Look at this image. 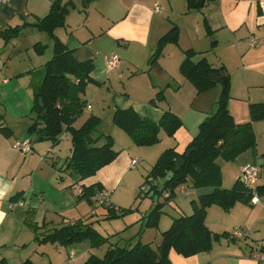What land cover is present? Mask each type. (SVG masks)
Returning <instances> with one entry per match:
<instances>
[{
  "label": "crops",
  "instance_id": "obj_1",
  "mask_svg": "<svg viewBox=\"0 0 264 264\" xmlns=\"http://www.w3.org/2000/svg\"><path fill=\"white\" fill-rule=\"evenodd\" d=\"M55 1L0 0V31L17 29V35L11 39L0 34V264H81L90 254H95L88 241L77 243L78 247L53 244L55 249L48 243L40 244L30 224L37 225L42 229L39 233L44 234L83 220L92 222L100 233L98 225H104L105 234H102L105 236L109 227L124 230L117 236L118 241L134 244L140 234L142 242L152 243L155 239L161 240V233L171 226L174 218L193 212L191 201L210 192L211 188H194L192 182L178 186L176 197L163 209L157 229L146 227L143 216L147 213L137 212L128 221L123 219V223L117 219L119 215L108 219L104 206L94 208L78 196L82 187L98 184L103 193L110 192L112 206L122 208L116 205L121 204L120 200L111 198L127 176L141 182L132 174L139 156L154 160L167 148L183 153L197 135L201 122L216 111L221 84L198 91L181 72L185 51L196 52L195 62L206 57L214 68L225 67L231 80L229 109L237 123L250 120V103L264 102V0H204L198 9L189 8L187 0H94L87 8H83L82 0H75L66 25L59 27L56 34L74 50L78 61L92 62L93 69L92 80L81 94L91 109L85 108L73 125L80 127L92 112H104V107L102 111L94 107L100 93L104 99L99 104L107 106L112 121L110 126H103L102 117L93 114L101 119V133L114 136L116 129L124 132L113 121L117 108L132 107L140 116L154 122H159L163 113L170 110L183 122L173 136L168 137L165 130H161L160 142L143 150L136 148L139 145L136 146L131 137L129 142L119 133L130 147L116 146L115 139L114 148L119 152L115 160L94 175L77 181L72 170L67 169L72 154L71 133L65 129L59 143L55 144L40 138L38 132L29 131L37 118L34 95L43 78L42 68L54 55L51 37L32 24L47 15ZM156 5L161 7L159 12L155 11ZM174 26L178 28L177 41L165 44L158 62L151 65L149 59L159 39ZM252 39L254 43L250 44ZM38 42L47 45L43 54H38L34 48ZM113 53L119 56V66L107 72L106 60ZM104 87L108 89L106 94ZM90 91L95 93L91 95ZM161 91L164 99L152 104L150 100ZM182 93L186 99L181 109L175 107L174 97ZM191 99L198 100V105L189 107ZM253 127L257 137L255 151L250 149L235 159L233 165L228 164L227 176L218 160L225 188H231L240 178L244 165L264 166V119L254 121ZM25 139L32 141L31 152L13 147L15 142ZM145 149L152 150L150 156ZM133 159L138 160L135 167L131 166ZM144 187L141 183L140 189ZM124 190L130 189L126 185ZM259 198L256 204L237 202L229 211L218 205L209 207L205 218L207 226L215 233L228 235L215 240L210 250L191 256L171 249L172 264H264L256 255L264 253V198ZM17 202L24 204L11 206ZM153 205L148 203L146 207ZM95 215L94 220L91 217ZM236 228L247 231L249 237L246 240L231 238L230 233ZM109 246L121 245L118 242Z\"/></svg>",
  "mask_w": 264,
  "mask_h": 264
},
{
  "label": "trees",
  "instance_id": "obj_2",
  "mask_svg": "<svg viewBox=\"0 0 264 264\" xmlns=\"http://www.w3.org/2000/svg\"><path fill=\"white\" fill-rule=\"evenodd\" d=\"M92 1L94 0H82L83 8H87ZM187 3L189 8L198 9L203 6L204 0H187ZM73 7L75 0H57L51 5L47 15L38 18L32 24L51 37L54 55L42 68L43 78L34 95L37 118L29 131H36L40 134V138L52 140L57 144L61 134L65 129L68 130L72 135V154L67 169H71L79 181L94 175L99 169L110 164L119 152L114 148L113 136L100 132V117L92 114L80 127L73 125L87 108L81 94L85 93L87 84L92 80L93 69L92 62L78 61L74 50L69 49L56 34L59 27L66 25L67 15ZM177 29L176 26L172 27L159 39L157 49L149 59L151 65L158 62L165 44L177 41ZM0 34L5 39H11L17 35V29L8 28L0 31ZM34 48L38 54H43L47 45L38 42ZM195 54L196 52L191 49L185 51V58L180 66L181 72L200 92L212 88L217 83L221 84L216 111L201 122L197 135L183 153H178L175 148H167L147 174L144 181L146 186L160 178L165 180L170 170L175 173L172 179L165 180L164 188L159 192L160 196L168 193L165 200L163 202L158 200L152 210L143 216L146 226L158 228L163 206L174 200L178 186L192 182L194 188L206 187L212 190L191 201L193 208L191 214L173 219L171 226L162 232L158 246L144 243L140 239L134 244L129 243L123 247L109 246L103 256L90 254L81 264H172L169 257L171 249L184 256H191L210 250L215 240L222 235H228L215 233L207 226L205 218L209 207L218 205L229 211L237 202L250 203L253 192L242 183L240 178L231 188L222 186L223 174L218 160L234 161L244 152L250 149L256 150L257 137L253 122L264 119V102L250 103V120L237 123L229 109L231 80L225 67L214 68L206 57L195 62L193 60ZM220 72L225 73L220 80L210 78L211 73ZM40 99L43 105L40 104ZM163 99L164 93L161 91L150 102L156 104ZM44 110L46 113L42 116ZM39 120H43L44 123L41 124ZM113 121L139 146L159 143L161 130L173 136L183 124L181 118L170 110L163 113L159 122H154L140 116L132 107L117 108ZM179 157L183 158L185 163L176 169ZM181 173L184 174V178L179 180L178 176ZM102 192L98 184H93L82 187L78 196L79 199H86L96 208L99 205L95 197ZM256 192L259 197L264 198V183L258 185ZM106 202L101 206L107 209L108 219L133 210L132 207L116 208L109 199ZM93 212L92 214H95ZM30 225L35 232V240L40 244L69 246L88 241L91 247H96L108 240L92 222L86 223L83 220L65 224L44 234L38 232L37 225Z\"/></svg>",
  "mask_w": 264,
  "mask_h": 264
},
{
  "label": "rangeland",
  "instance_id": "obj_3",
  "mask_svg": "<svg viewBox=\"0 0 264 264\" xmlns=\"http://www.w3.org/2000/svg\"><path fill=\"white\" fill-rule=\"evenodd\" d=\"M44 36H48L47 34H45ZM47 38V37H46ZM48 40H50V39H48ZM49 53H51V50L50 51H48V54L47 55H49ZM42 77H43V75H42ZM103 86V85H102ZM104 90H103V93L104 94H106L107 93V91H108V89H107V87H104L103 88ZM90 93H91V95H93L94 93H95V91H90ZM110 94H112V89H111V91H110ZM108 96H109V94H108ZM93 97V96H92ZM104 97V95H102V93H100L99 94V96H98V98L96 99V101H95V103H94V107H95V109L96 110H100L101 109V111H102V109H104L105 108V110H104V112H102V114L100 113V112H98L99 114H97V113H95V112H92L91 114H97V115H100L101 117H102V125L103 126H110L111 125V122H110V117H109V113H108V110H106L107 109V106L106 105H103V104H99V103H101L102 101H103V98ZM185 99H186V96L184 95V93H182L181 95H179L178 97H174V105H175V107H179V108H181L182 109V107H183V105H182V102L183 101H185ZM198 100H194V99H191L190 101H189V104H187L189 107H190V105L192 106H195V105H198ZM102 107V108H101ZM104 107V108H103ZM91 114H89V116L91 115ZM81 117V116H80ZM87 117H88V115L86 116V119H87ZM82 124V122H80L79 123V125H81ZM260 132H259V134H261L262 133V129H260L259 130ZM122 132V131H121ZM118 129H116V131L114 132V136H113V139H114V141H115V139H116V146H118V147H123V146H125L126 145V148H128V146H129V144H125L126 142H123L124 140H123V138L122 137H120L119 136V133L120 134H122V136H124V138H126V140H129V142H130V136L127 134V133H125V132H123V133H121ZM167 136L169 137V135L167 134ZM115 137V138H114ZM157 144V143H156ZM155 145V144H154ZM137 146V145H136ZM151 146H153V145H150V146H138V147H136V148H141L140 150H143V148H145V147H151ZM130 147V146H129ZM260 147H261V149H263V143H261V145H260ZM135 150H139V149H135ZM166 150V149H165ZM164 150V151H165ZM146 151V152H145ZM145 151H143V152H145L146 153V155L147 156H150L151 155V153H152V150L151 149H145ZM163 151V152H164ZM142 152V153H143ZM144 154V153H143ZM162 154V153H161ZM160 154V155H161ZM138 155V154H137ZM145 155V154H144ZM139 158H140V161H139V163L137 164V166L135 167V168H133V173L132 174H136V176H137V178L138 179H141V182H139V180L138 181H135V178H128V176L124 179V181H123V183L120 185V187L116 190V191H114V194H113V196H112V198L111 199H113V200H115V199H118V200H120L121 201V204H119V203H116V205H118V206H121L122 208H130V207H132L133 208V210L132 211H130L129 213H125V214H123L122 216H119V217H117V219H119V220H121V222H123L124 223V220H125V222L126 221H128L129 219V217L131 216V215H133V214H135V213H137V212H139V213H149L151 210H152V208L156 205V203H157V201L159 200V201H161V202H163L164 200H165V197L164 196H160V198L156 201L155 199H154V197H151V195L148 193V194H146L145 193V190H146V185H145V187L143 188V189H140V185H141V183H143L144 184V181H145V179H146V176H147V174L150 172V170H151V168L153 167H151V165L154 163H156L155 161H157L158 160V158H156V159H154V160H147L146 158H143L142 156H139ZM152 161V162H151ZM220 161V163L222 162V166H223V169H224V171H225V176H227V165L228 164H231V165H233V161H231L230 163H227V162H229V161H224V160H222V159H220L219 160ZM140 169V170H139ZM144 176H145V178H144ZM136 178V179H137ZM144 178V180H142ZM228 181H231L229 178H228ZM261 181H264V174L262 175V178H261ZM128 182V183H127ZM130 182H132V183H130ZM126 185H127V187L130 189V190H124V188H126ZM130 191V192H129ZM104 193L106 194V197L109 199V197L108 196H110L111 194H110V192L109 193H107V192H105L104 191ZM171 202V201H170ZM148 203H150L151 205H153V207H151V208H147L146 206H147V204ZM164 207L165 206H163V209H164ZM94 209V208H93ZM163 215V214H162ZM162 215H161V217H162ZM92 219H96L97 218V215H95V216H92L91 217ZM124 219V220H123ZM165 220V219H164ZM164 222V221H163ZM104 224H106V223H104ZM125 225H128V224H125ZM98 227L100 228V230L102 231V233H104L105 234V230H104V225H102V224H99L98 225ZM108 227V226H107ZM117 226H113V227H109L110 228V230H107L106 231V236L105 237H107L108 238V240H107V242H104V243H102L101 245H99V246H96V247H93V252L95 253V254H97V255H99V256H102V255H104L105 254V252H106V250L108 249V247H109V245H110V243H114V244H118V242H119V245H121V247H123V245L124 246H127L128 244H129V241L126 243V242H124V241H118L117 239V236H120L122 233H124V230H118V231H115V228H116ZM147 227V226H146ZM159 227V226H158ZM131 228V227H130ZM129 228V229H130ZM147 228H154V229H157L156 227H147ZM39 231H42V229H38V232ZM109 233V234H108ZM103 235V234H102ZM138 237V239L136 240V241H138L139 240V238L141 237L140 236V234L137 236ZM141 239V238H140ZM161 239H162V233H161ZM118 241V242H117ZM136 241H135V243H136ZM160 242H161V240L159 241L158 239H155V240H153V242H152V244L156 247V246H158L159 244H160ZM126 243V244H125ZM84 244V243H83ZM123 244V245H122ZM48 246H52L51 248H54L55 249V245H53L52 243H48L47 244ZM73 246H79L78 244H72ZM62 246V245H61ZM50 248V247H49ZM66 248H68V247H65V249ZM65 249L63 248L62 250L63 251H65ZM63 256H64V254H63ZM57 259V258H56Z\"/></svg>",
  "mask_w": 264,
  "mask_h": 264
},
{
  "label": "built area",
  "instance_id": "obj_4",
  "mask_svg": "<svg viewBox=\"0 0 264 264\" xmlns=\"http://www.w3.org/2000/svg\"><path fill=\"white\" fill-rule=\"evenodd\" d=\"M161 10V7L159 5L155 6V11L159 12ZM254 40L252 39L250 44H253ZM119 56L117 53L111 54L107 60H106V70L107 72L114 71L118 66H119ZM88 109H91V105H87ZM13 147L16 150H21L24 152H31L32 150V141L30 139H25V140H20L14 143ZM138 160L133 159L131 166L135 167L137 164ZM264 174V166L259 163H249L246 164L242 167L241 169V174H240V179L242 183L250 190L253 192V196L251 198V203L256 204L260 201V198L256 192V188L260 184L262 175ZM81 192V189L79 190ZM97 204L101 206L103 203H107L106 201L108 198L106 197L105 193H100L96 197ZM23 202H17L11 204V206L15 205H23ZM230 237L233 239H239V240H246L249 237V234L247 231H245L242 228H236L230 233ZM257 257L261 262L264 263V253H257Z\"/></svg>",
  "mask_w": 264,
  "mask_h": 264
},
{
  "label": "water",
  "instance_id": "obj_5",
  "mask_svg": "<svg viewBox=\"0 0 264 264\" xmlns=\"http://www.w3.org/2000/svg\"><path fill=\"white\" fill-rule=\"evenodd\" d=\"M224 76H225V73H224V72H220L219 74H215V73H211V74H210V78H212L213 80H216V81L220 80V79L223 78ZM40 104L43 105V101H42V99H40ZM45 113H46V110H44V111L42 112V116H44ZM40 123L43 124L44 121H43V120H40ZM184 163H185V162H184V159L181 158V157H179V158L177 159L176 169H179L181 166L184 165ZM174 174H175V173H174L173 170L168 171L167 174H166V176H165V180H170V179H172V178L174 177ZM183 178H184V174L181 173V174L178 176V179L181 180V179H183ZM165 180L162 179V178H160V179H158V180L152 182L151 184H149V185L147 186V188H146V190H145V193H146V194L149 193L151 196H154V199L157 201V200L159 199V194H157L156 191H157V192H160L161 190H163ZM188 183L191 184V182H188ZM154 187H156V190L152 189V188H154ZM123 214H124V213H119L118 215L121 216V215H123ZM116 257L118 258V255H117Z\"/></svg>",
  "mask_w": 264,
  "mask_h": 264
}]
</instances>
